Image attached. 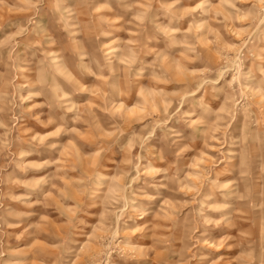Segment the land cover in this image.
<instances>
[{"label":"rangeland","instance_id":"rangeland-1","mask_svg":"<svg viewBox=\"0 0 264 264\" xmlns=\"http://www.w3.org/2000/svg\"><path fill=\"white\" fill-rule=\"evenodd\" d=\"M0 264H264V0H0Z\"/></svg>","mask_w":264,"mask_h":264}]
</instances>
